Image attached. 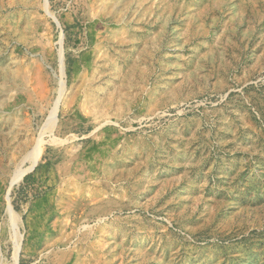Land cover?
<instances>
[{"label": "rangeland", "instance_id": "obj_1", "mask_svg": "<svg viewBox=\"0 0 264 264\" xmlns=\"http://www.w3.org/2000/svg\"><path fill=\"white\" fill-rule=\"evenodd\" d=\"M15 257L264 264V0H0Z\"/></svg>", "mask_w": 264, "mask_h": 264}, {"label": "bare ground", "instance_id": "obj_2", "mask_svg": "<svg viewBox=\"0 0 264 264\" xmlns=\"http://www.w3.org/2000/svg\"><path fill=\"white\" fill-rule=\"evenodd\" d=\"M39 155V150L37 149V147H34L29 155V159H30V162L32 163ZM30 166H28L27 168L23 169L19 175L16 177V179L20 178L29 168ZM17 262V258L15 257V262L14 264H16Z\"/></svg>", "mask_w": 264, "mask_h": 264}, {"label": "trees", "instance_id": "obj_3", "mask_svg": "<svg viewBox=\"0 0 264 264\" xmlns=\"http://www.w3.org/2000/svg\"><path fill=\"white\" fill-rule=\"evenodd\" d=\"M25 179H27V178L25 177Z\"/></svg>", "mask_w": 264, "mask_h": 264}]
</instances>
